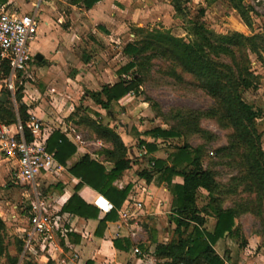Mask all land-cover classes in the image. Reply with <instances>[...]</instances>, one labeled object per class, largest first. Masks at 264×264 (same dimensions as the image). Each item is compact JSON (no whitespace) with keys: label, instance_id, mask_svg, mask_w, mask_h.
<instances>
[{"label":"rangeland","instance_id":"1","mask_svg":"<svg viewBox=\"0 0 264 264\" xmlns=\"http://www.w3.org/2000/svg\"><path fill=\"white\" fill-rule=\"evenodd\" d=\"M237 2L239 3L238 0H152L148 3L146 0H127L131 8V10L129 8V16L135 17L140 9L153 13L152 16L149 14L144 18L142 14H139L138 19L133 22L128 19V27H125L126 31L117 35L116 43L107 45L102 42L99 43L100 47L91 42L94 34L92 28L88 27L84 32L87 35L84 37L85 42L79 46L76 44L77 55L82 62H79V70L88 73L93 68H101V71L110 68L111 74L118 72L120 67L130 60V57L124 54L125 45L130 41L146 37L144 35L146 30L137 35L134 30L136 27L169 31L170 35L181 37L184 41L191 43H195L196 40L191 31V21L195 22V20L203 22L205 27L214 34L238 31L245 36H255V43L244 41L241 44L243 46L240 43L237 44V41L229 43V48L235 50V57L222 54L218 59L235 67L237 62L243 63L245 60L243 55L247 53L249 60L244 63L249 65L255 78L253 87L242 90L243 97L255 107L263 109V117L258 120L257 127L264 135V0H242L244 16H241L240 11L234 8L233 5ZM174 3L179 5L178 11ZM12 6L18 8L20 12L25 10L23 6L16 4ZM139 23L141 24L138 25ZM31 50L34 54V47ZM147 54L151 56L150 60H144L142 66L138 67L139 70L135 68L134 71L125 75L130 78H141L138 89L114 103L110 112L104 109L101 117L96 115V111L102 109L91 99L85 98L87 90L91 89L86 81L81 80L83 86L76 105L79 115L69 119V129H75L78 137L84 139L85 145L91 149L99 148L95 143L96 135L87 124L76 122L85 114H90L104 124L115 127L119 133L127 136V146L130 148L139 144V139L143 138L141 136H147L143 133L145 130L155 126L165 128L173 126L184 132L170 139H159L158 142L161 144L156 154L165 158L170 150L186 142L194 147H203V166L214 171L218 183L216 194L223 199V206H235L241 210L237 216L239 230L226 235V242L217 248L223 252L225 245L231 246V249L229 247L226 249V255L238 258L240 255L238 246L246 249L250 244L255 249L251 250L249 257L257 259L260 252L264 253L262 235L264 234V197H260L255 190H251L243 180L245 170L241 163L244 162L243 155L248 152V148L244 144L239 148L231 147V144L237 141V139L235 141L237 131L234 126L221 120L218 115L207 114L218 107V100L202 87L193 74L186 71L178 62L159 52L148 50ZM153 54L156 55L153 56ZM239 57H242L243 61H240ZM87 63L92 65H86ZM67 71L69 73L74 71L73 67L69 66ZM75 74L74 72L73 75ZM82 77L85 76L82 75ZM111 79L118 81L119 76L112 75ZM23 81L25 95L34 94L36 88L43 89V83L37 77L32 64ZM98 82L99 85L95 87H101L104 83L102 80ZM19 86L20 83L17 84V89ZM3 98L5 102L2 107H11L17 113L19 103L16 93L13 96L11 93L4 92ZM211 135L213 138L210 139ZM262 141L264 147V136ZM80 144L83 145V142ZM224 147L226 150L219 151ZM3 164L7 168L10 167L5 161ZM42 185L40 189L47 200L48 192L50 193L51 190ZM202 197L199 196V206L205 203ZM34 198L32 186L17 182L10 172L0 178V217L6 223L5 242L11 255H18L17 238L24 239L23 251L18 255V264H25L29 257L27 234L32 228L31 203ZM47 206L50 210L52 209L51 204L47 203ZM234 249L237 252H234ZM2 260L5 261L6 258Z\"/></svg>","mask_w":264,"mask_h":264},{"label":"trees","instance_id":"2","mask_svg":"<svg viewBox=\"0 0 264 264\" xmlns=\"http://www.w3.org/2000/svg\"><path fill=\"white\" fill-rule=\"evenodd\" d=\"M6 1L0 0V4ZM97 1L99 0H82V4L91 7ZM238 1L239 3H234L233 6L240 11L241 16H244L242 0ZM174 7L176 11L179 10L178 4L174 3ZM191 24V31L196 37L195 43L186 42L181 37L170 35L169 31L164 32L156 28L152 30L142 27L134 28L137 35L146 30L144 34L146 37L130 41L125 45L123 51L130 57V60L118 70L119 80L112 85L103 86L101 90H88V94L96 104L110 112L114 103L138 89L141 78H130L125 75L134 71L135 68L141 67L144 60H150L151 56L147 54L148 50L159 52L173 59L186 71L193 74L202 87L218 100V107L213 108L207 114L218 115L221 120L234 126L237 131V138L235 136V141L236 139L237 141L232 143L231 147L239 148L244 144L248 148V152L243 155L244 162L241 163L245 170L243 180L251 190H255L260 197H264L263 133H260L257 127L258 120L263 117V109L255 107L245 100L242 91L253 87L255 75L249 65L244 63L249 60L247 53L243 55L244 61L242 57L238 58L243 63L237 62L235 67L218 59L222 54H230L235 57V50L229 48V43L235 41L240 45L244 41L255 43L256 38L255 36H245L238 31L214 34L199 20L191 21ZM237 47L239 48L238 45ZM238 51L240 50L238 49ZM155 55L153 54V56ZM0 69L4 74L8 73L7 62L1 63ZM23 96V86L20 84L16 91V99L19 103L17 113L11 107H2L4 103L0 100L1 120L13 123L16 122L18 115L23 121L28 119V106L23 102ZM77 115L79 113L75 110L70 118L74 119ZM96 115L101 117L98 111H96ZM76 122L87 124L97 138L110 144V147L103 148L102 152L105 153L108 160L113 162L114 166L108 170L103 163L93 159L89 154H84L69 169L74 176L80 179V183L62 210L85 218H98L100 209L86 202L77 193L80 186L84 184L90 186L106 197L114 206L100 219L97 232L102 234L106 222L118 218V209L126 200L131 189V184L118 187L114 183L131 166L130 159L127 157L128 147L115 127L104 124L90 114H85ZM143 133L154 140L139 139V145L143 144L146 147L149 164L147 168L139 171V175L148 182L154 181L157 185L163 183L167 185L172 195L171 220L176 224L173 239L169 243H158L156 246L155 255L158 259L163 260L157 264H226L225 258L216 251L215 244L220 238L239 230V226L236 225V217L241 210L235 206H223V199L216 194L218 183L215 173L203 166V147H194L186 142L176 146L174 150H170L167 157H156L153 153L160 149L161 144L157 142L158 139H170L180 136L184 132L173 126L170 128L155 126ZM209 138H213V135ZM48 149L55 151L59 163L67 165V161L76 153L77 146L60 130H55L49 137ZM221 150H226V148L219 149V151ZM177 175L183 178L182 183L173 180ZM200 188L208 192L209 202L203 206H199L197 203ZM202 213L216 217L213 231L203 228L206 220ZM5 232L6 223L0 217V264H18V255L23 251L24 239L17 238L18 255H11L5 242ZM262 235L264 239V234L262 233ZM114 244L116 247L128 248V245H122L117 239L114 240ZM4 257L5 261L2 260Z\"/></svg>","mask_w":264,"mask_h":264},{"label":"crops","instance_id":"3","mask_svg":"<svg viewBox=\"0 0 264 264\" xmlns=\"http://www.w3.org/2000/svg\"><path fill=\"white\" fill-rule=\"evenodd\" d=\"M146 2L151 3L152 0H146ZM5 4L23 6L24 12H35L39 20L38 34L31 43V49L34 47V55L40 53L42 58L39 60L35 58L31 64L37 77L43 83H41L43 89L36 88L34 94L29 96L24 94L23 102L28 106V113L34 114L42 120L48 141L55 130H60L77 146L76 153L70 157L67 165H61L62 169L59 172L43 173L38 179L39 191H42L41 184L51 190L47 195V203L52 207L51 210L48 208L49 212L58 216L65 228L64 230L53 229V238L50 243L34 239L25 264H157V262L163 261L156 257L155 250L158 243H169L174 237L176 224L171 220L172 195L165 183L157 185L154 181L148 182L139 175L141 169L149 166L148 154H141L140 147L143 144H137L131 148L127 146V157L130 159L131 166L114 183L118 187L131 184V189L126 200L118 209V218L107 221L102 234H98L97 230L100 219L109 212L102 208L109 200L90 186L86 184L80 186L77 193L86 202L100 209L98 218H85L62 210L80 183V179L74 176L69 169L84 154H89L93 159L100 161L108 170L114 166L113 162L108 160L105 153L102 152L103 148H109L110 144L96 138L95 143L99 148L91 149L85 145L84 139L78 137L76 130H71L68 126L70 115L76 110L80 99L83 86L81 80L86 81L89 88L96 91L101 90L105 85L117 82L113 81L111 76H118L117 72L111 74L110 68L104 71H101V68H93L88 73L80 71L79 62L81 61L77 55L76 44L79 46L85 42L84 37L87 35L84 32L88 27L92 28L94 39L91 42L94 45L99 46V43L102 42L107 45L116 43L117 35L126 31L128 19L133 22L138 19L137 15L139 14L145 18L149 14L152 16L153 13L147 12L146 9H140L135 17H131L128 13L131 8L127 0H99L91 7L83 5L82 0L76 2L70 0H7L0 4V8ZM123 28L125 29L120 30ZM110 30L112 32H109ZM36 61L37 63H35ZM90 64L92 63L86 65ZM69 66L73 67L74 71L69 73L67 71ZM107 71L110 72L107 73ZM74 72L75 75H73ZM99 80L104 83L101 87H95L99 85ZM128 95L130 93L125 96ZM85 98L94 102L89 96L88 90ZM1 101L4 103L5 99L2 97ZM101 109H97L100 114L104 110ZM120 135L127 145L128 137L121 133ZM141 137H146L147 141L154 140L148 136ZM82 142L83 145L80 144ZM153 155L164 158L157 155L156 152ZM4 161L10 165L9 168L3 164ZM9 172L12 174L11 163L0 150V178ZM173 180L179 183L183 182V178L178 175L174 176ZM200 195L205 200L203 205L207 204L209 202L208 192L200 188L198 199ZM102 199L105 201L104 204H102ZM135 200L144 202L142 208L137 213L134 212L131 216L124 217L123 211L128 207H133ZM202 215L206 220L203 228L213 231L216 217L206 213H202ZM236 225H238L237 217ZM116 239L122 245H128V248L116 247L114 244ZM225 240V236L220 238L215 244V249L225 258L226 264H264L263 252H260L257 259L249 257L251 250L255 249L250 244L246 249L238 246V252L240 251L238 258L226 255V249L228 247L231 249V246L225 245L223 252H220L217 247L225 243ZM136 249H139V252ZM234 252L237 251L234 249Z\"/></svg>","mask_w":264,"mask_h":264},{"label":"built area","instance_id":"4","mask_svg":"<svg viewBox=\"0 0 264 264\" xmlns=\"http://www.w3.org/2000/svg\"><path fill=\"white\" fill-rule=\"evenodd\" d=\"M38 29L39 20L35 12H20L12 4H5L0 8V64L7 62L9 65V72L6 74L0 69V100L4 92L14 96L17 84L23 83L28 68L35 59L31 43L37 37ZM47 141L48 135L42 120L34 114L29 113L26 121L18 115L13 123L0 119V150L11 163L12 176L17 182L30 184L35 193L31 203L29 247L34 239L52 242L53 229L65 228L59 217L49 212L47 200L38 190V179L43 173H57L63 166L56 159L55 151L48 149ZM140 150L141 154H145V145ZM143 204L142 200H135L133 207L123 211V216L137 213ZM113 207L110 201L102 206L107 211ZM136 251L139 252V249Z\"/></svg>","mask_w":264,"mask_h":264},{"label":"water","instance_id":"5","mask_svg":"<svg viewBox=\"0 0 264 264\" xmlns=\"http://www.w3.org/2000/svg\"><path fill=\"white\" fill-rule=\"evenodd\" d=\"M35 58L39 60L42 58V55L40 53H37V54H35Z\"/></svg>","mask_w":264,"mask_h":264},{"label":"bare ground","instance_id":"6","mask_svg":"<svg viewBox=\"0 0 264 264\" xmlns=\"http://www.w3.org/2000/svg\"><path fill=\"white\" fill-rule=\"evenodd\" d=\"M101 201H103V199H102ZM104 202H105V201H103V203H102V204H104ZM106 203H107V201H106ZM106 203H105V204H106Z\"/></svg>","mask_w":264,"mask_h":264}]
</instances>
